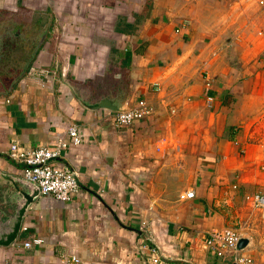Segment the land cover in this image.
Masks as SVG:
<instances>
[{
    "label": "crops",
    "instance_id": "0c3cea01",
    "mask_svg": "<svg viewBox=\"0 0 264 264\" xmlns=\"http://www.w3.org/2000/svg\"><path fill=\"white\" fill-rule=\"evenodd\" d=\"M3 34L0 221L14 209L7 179H22L11 143L64 140L78 190L67 202L39 194L0 264H232L202 240L238 223L240 253L264 264V219L244 201L264 194V145L246 129L264 106V0H0ZM118 95L152 113L116 127L91 109Z\"/></svg>",
    "mask_w": 264,
    "mask_h": 264
},
{
    "label": "built area",
    "instance_id": "2783aa9c",
    "mask_svg": "<svg viewBox=\"0 0 264 264\" xmlns=\"http://www.w3.org/2000/svg\"><path fill=\"white\" fill-rule=\"evenodd\" d=\"M178 32V30H175ZM31 77L46 78L47 71L40 68H28ZM208 86V84L206 85ZM152 107L143 100H138L134 106L124 112L112 113L113 123L116 127L127 126L136 119L149 116ZM69 141L77 145L80 137L76 125H70L65 132ZM66 148V142L59 140L53 148L36 147L21 149L16 143H11L7 152L10 160L22 165L21 178L38 188L39 194L52 197L61 202H67L78 190V173L75 169L62 165L59 162L62 151ZM193 197L192 191H185L178 195L179 200H187ZM244 201L252 210L259 213L264 219V194L253 193L245 195ZM246 229L244 223H238L232 227H224L209 231L203 238L204 247L216 258L230 257L232 264H257L254 260L240 253L237 248L238 241ZM21 230H25L23 227ZM41 241L33 239L23 243L24 248L38 245ZM68 263H77L75 257H69Z\"/></svg>",
    "mask_w": 264,
    "mask_h": 264
},
{
    "label": "water",
    "instance_id": "95a60500",
    "mask_svg": "<svg viewBox=\"0 0 264 264\" xmlns=\"http://www.w3.org/2000/svg\"><path fill=\"white\" fill-rule=\"evenodd\" d=\"M43 32L39 36L38 42L35 44L34 49L30 53V58L25 64V67H28V65L31 62V58L34 56V53L36 49L39 47L43 40ZM9 36L0 35V63L1 60H4V54L3 48L6 46H11V44H8L7 39ZM4 57V59H2ZM27 68L25 70H21L18 78H21ZM126 98H123L121 95H118L117 97L113 99H107L103 98L96 106H94L91 109H101V110H107L112 113H120L127 110L126 107H123V103L125 102ZM10 188L15 191V194L13 195V203H14V209L12 211V214L7 215L6 218L2 221H0V228L3 226L4 229L0 231V246L1 247H8L10 246L18 237L19 230L22 224V219L30 206V204L36 199V197L39 195L38 188L23 180V179H7ZM247 245V241L245 239H240L237 243V248L239 251H242Z\"/></svg>",
    "mask_w": 264,
    "mask_h": 264
},
{
    "label": "rangeland",
    "instance_id": "374dc122",
    "mask_svg": "<svg viewBox=\"0 0 264 264\" xmlns=\"http://www.w3.org/2000/svg\"><path fill=\"white\" fill-rule=\"evenodd\" d=\"M12 55H7L3 64L0 66L9 68L11 66L7 58ZM250 143L264 145V106L258 112L251 116L249 124L246 125Z\"/></svg>",
    "mask_w": 264,
    "mask_h": 264
},
{
    "label": "flooded vegetation",
    "instance_id": "af4514ba",
    "mask_svg": "<svg viewBox=\"0 0 264 264\" xmlns=\"http://www.w3.org/2000/svg\"><path fill=\"white\" fill-rule=\"evenodd\" d=\"M23 63H24V61L22 62V66H23Z\"/></svg>",
    "mask_w": 264,
    "mask_h": 264
}]
</instances>
